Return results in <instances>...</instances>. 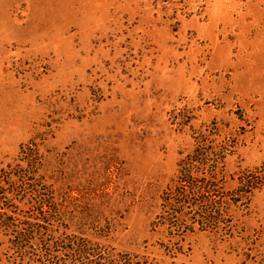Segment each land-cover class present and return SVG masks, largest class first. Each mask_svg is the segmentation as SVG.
Here are the masks:
<instances>
[{
    "label": "rangeland",
    "instance_id": "rangeland-1",
    "mask_svg": "<svg viewBox=\"0 0 264 264\" xmlns=\"http://www.w3.org/2000/svg\"><path fill=\"white\" fill-rule=\"evenodd\" d=\"M44 262L264 264V0H0V264Z\"/></svg>",
    "mask_w": 264,
    "mask_h": 264
},
{
    "label": "trees",
    "instance_id": "trees-1",
    "mask_svg": "<svg viewBox=\"0 0 264 264\" xmlns=\"http://www.w3.org/2000/svg\"><path fill=\"white\" fill-rule=\"evenodd\" d=\"M33 148H35L34 144H30V145H27L26 147H21L20 148V156L22 159H24L25 157L28 159V158H32L35 153H34V150ZM47 259H45L46 261ZM47 263V262H44V264Z\"/></svg>",
    "mask_w": 264,
    "mask_h": 264
}]
</instances>
